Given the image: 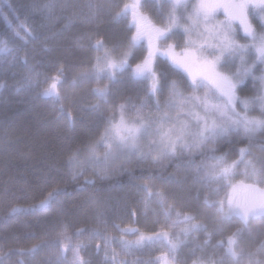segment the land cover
Returning a JSON list of instances; mask_svg holds the SVG:
<instances>
[{
  "label": "trees",
  "instance_id": "trees-1",
  "mask_svg": "<svg viewBox=\"0 0 264 264\" xmlns=\"http://www.w3.org/2000/svg\"><path fill=\"white\" fill-rule=\"evenodd\" d=\"M51 1H56L60 13L47 14L48 23L35 11L28 15L36 30L35 39H27L22 45L23 55L9 64L12 66L9 70L5 71L3 66V76L0 75V84L4 82L0 87V264H48L43 259L44 250L50 239L55 241L58 237H63L64 241L69 238L80 245L85 254L84 264H103L102 247L95 243L97 240L81 242L89 233L95 235V228L102 224L118 233L116 244L120 248H125V236L131 235L129 248L143 254L140 263L153 264L156 253L145 245L161 242L146 240L144 245L135 244L140 233H166L160 228L162 219L167 216L166 209L161 207L163 201L155 206L150 204L147 209L144 207L151 199L147 189L149 182L161 190L163 200L168 202L164 205L178 208L182 219L187 220L180 219L181 224L187 225L185 232L189 231L184 237H190L195 243L190 260L197 259L199 252L204 255L213 252L215 256L225 249L231 237L237 253L236 258L230 256L233 264H241L244 259L250 262L253 257L264 259V214L246 224L235 218L229 221L218 218L215 223L213 217L203 225L196 223L188 209L206 214L211 213L213 205L205 201L208 193L205 183L194 177L190 178V186L185 185L190 188L189 193L178 189L175 174L182 170L185 159L154 164V159L148 155L137 157L111 149L112 156L105 162L103 155L109 149L103 144L97 147V157L89 158V145L99 140L108 126V118L121 105L128 119L137 118L129 112L133 106L129 103L140 95L151 98L158 110L149 90L142 89L140 81L144 78L135 77L132 72L133 59L143 52L144 45L140 43L137 49H132V26L129 21H123L126 1ZM41 4L31 3L35 9ZM50 9L47 8V12ZM23 12L27 15L25 9ZM111 45L121 49L125 45L121 58L111 51ZM117 57L121 64L109 67L110 61ZM99 67L103 73L99 72ZM35 74L47 82L55 75L57 91L45 95L39 89L42 85L32 87L28 78ZM96 76L107 78L96 79ZM249 82L239 88L241 96L251 94ZM259 133L239 140L235 138L215 154L233 158L236 155L233 145L252 144L264 148V131ZM73 155L77 156L74 163L70 162ZM56 187L63 191L49 206L34 207ZM98 216L103 223L97 222ZM117 224L138 231L121 233ZM207 228L210 232L204 233ZM202 232L205 235L199 236ZM179 242L180 239L173 245L177 250ZM61 249L58 248L59 255L61 251V258H65L67 253ZM126 262L133 261L127 259ZM202 262L215 264L213 258Z\"/></svg>",
  "mask_w": 264,
  "mask_h": 264
},
{
  "label": "rangeland",
  "instance_id": "rangeland-1",
  "mask_svg": "<svg viewBox=\"0 0 264 264\" xmlns=\"http://www.w3.org/2000/svg\"><path fill=\"white\" fill-rule=\"evenodd\" d=\"M124 1L126 2L123 13L126 16L123 21H129L132 26V45L134 47L132 49H137L140 43L144 45L143 52L133 59L135 66L132 72L135 77L142 76L144 78L140 81L142 89L149 90L158 109L155 110L151 98H144L140 95L137 100H132L129 103V106L133 104L129 112L137 117V109L142 107L144 118L152 121L153 127L163 120L165 128H173L174 136L176 135L175 128L180 126L179 122L186 121L189 124L185 134L175 141V155L170 152L171 141L168 142L167 147H164V142L155 135L142 133L139 140L141 148L152 159L157 157L156 160H152L154 164L163 160L165 164H168L172 160L185 159L182 170L175 174L178 175L175 178V182L179 186L178 189L189 193L191 190L188 186H190L191 177L205 183L204 186L208 189L205 201L207 204L213 205V209L211 213L206 212L205 214L204 211H194L189 208L188 212L193 213L196 223L203 225L213 217L215 223L218 218H221L222 221L235 218L246 224L249 220H253L256 214H264V148L255 147L252 144H247L245 147L233 145L236 150V155L233 158L215 154V151L235 138L239 140L264 131V125L260 127L256 125L257 120L264 121V99H262L264 97V81L260 79L264 75V61L261 60L260 54L254 47L255 42L264 36V0ZM32 2L42 4L35 9L31 5ZM50 7L51 9L47 12V8ZM24 9L27 11V15L23 12ZM59 10L56 1L51 0H22V2L20 0H0L1 77L3 76V66L6 67L5 71L9 70L12 67L9 64L14 63L23 55L25 49L22 45L27 43V39H35L36 30L28 15H32L35 11L36 15H43L42 19L48 23L47 14L55 15L60 13ZM189 40L195 43H186ZM224 44L228 47L223 51V55L217 63V70L226 78L227 82L235 85V88L226 89L225 94H221L209 85L211 91L208 99L210 104L216 107L206 111L203 104H200L196 108L199 117L206 119L181 112L177 106L178 99L173 100L172 82L176 81L177 85L187 92L184 88L187 76L184 70L167 54L169 45H172V50L178 58L185 57V49H188L195 53L198 60H203L205 58L214 59L220 55ZM245 45L247 47H241ZM124 50L125 45H123V49L111 45V51L119 58ZM118 57L116 60L110 61L109 67L121 64L118 62L121 60L117 61ZM149 58L150 64H146ZM158 64L160 65L156 66ZM102 69L104 70L106 67L104 66ZM99 72L103 73L100 67ZM100 77L96 76V79ZM33 78H28V83L32 87L42 85L39 88L42 94L46 92L52 82V79L47 82L45 78L42 79V76L37 74L33 75ZM101 78L107 77L102 76ZM250 80L251 82H249ZM1 81L3 82V79ZM247 81L251 83V87L248 89L251 94L241 96L239 88ZM154 83L156 87L153 91ZM205 83V81H200L201 96L205 94ZM121 115L123 112L119 107L110 117L119 120ZM123 117L129 122L139 123L137 118L128 119L124 115ZM213 120L217 127L210 129L207 125L211 124ZM246 129L248 130L246 131ZM202 137L205 138L203 142H201ZM111 149L113 151L116 149L118 152L124 151L128 154L127 149H121L116 143H113ZM131 155L136 154L133 152ZM196 156H201V158L196 161L194 159ZM186 184H188L187 187ZM151 187L150 195L152 197L150 196L151 199L144 204V207L147 209L150 204L155 206L163 201L161 207L166 209L167 216L162 219L160 228L165 229L167 236L164 233L160 235L147 234L145 236L151 238H146L142 245L146 240L152 241V243L161 242L145 246L156 253L157 257L165 254L171 264H203L202 261L212 258L215 264H233L230 256L234 257L237 253L233 249L235 241L232 237L226 241L225 249L216 252L215 256L211 254L213 252L205 255L199 252L197 259L190 260L191 248L195 243L191 241L190 237H184L189 231L185 232L187 225L181 224L182 213L171 205H168L170 207L167 208L164 203L168 202L163 200L161 190L149 182L147 189L149 190ZM198 193L196 192V194ZM202 206L204 205L202 204ZM209 229L207 228L204 233H209ZM191 230L193 229L191 228ZM95 231L97 235H94L93 232L89 233L81 242L87 244L97 240L95 243H99L102 247L103 264H112L113 256L117 260L123 258V261L129 259L135 264H141L140 259L143 254H140L141 252L136 249L129 248L132 246L129 241L133 239L131 235L125 236V248H120L116 244L119 239L116 236L118 233H114L113 229L110 230L107 225L102 224L95 228ZM181 231L185 233L181 234ZM202 234L203 232L199 236ZM179 239L177 250L173 245ZM50 240L48 247L44 250L43 259L46 263L72 264L73 250L80 245H76L69 238L66 241L63 237H58L55 241ZM56 243L66 251L65 258H61V251L59 255V247L55 246ZM64 245L67 246L66 249ZM79 252L85 262V254L80 247ZM200 255H204V258H201ZM156 258L153 264H156ZM251 262L264 264V259L253 257L250 262H247L246 259L240 261L241 264H250Z\"/></svg>",
  "mask_w": 264,
  "mask_h": 264
},
{
  "label": "snow or ice",
  "instance_id": "snow-or-ice-1",
  "mask_svg": "<svg viewBox=\"0 0 264 264\" xmlns=\"http://www.w3.org/2000/svg\"><path fill=\"white\" fill-rule=\"evenodd\" d=\"M99 43L100 41H97V44ZM186 43L191 44L195 42L189 40L186 41ZM227 47L228 45L224 44L221 49V54L216 56L214 59L205 58L203 60H198L195 53L190 52L188 49H185V57L178 58L172 50V45H169L167 49V54L171 56L173 61L184 70L187 76V81L184 85V88L187 90V92L182 90L181 86H178L176 81L172 82L173 100L178 99L179 103L177 106L181 112H185L189 116H196L200 119H206L203 117H199V113L196 112V108L200 104H203L206 111H210L216 107L215 105H211L208 99V95L211 91L209 85L212 88H215L221 94H225L226 89L230 90L235 88V85L227 82L226 78L223 77L217 70V63L219 62L221 55H223V51L227 50ZM241 47L247 46L245 45ZM254 47L256 48V51L260 54L261 60L264 61V36H261L255 42ZM146 64H150V58L148 61H146ZM260 79L264 81V75H262ZM201 80L206 82L204 96H201L199 91L201 86ZM155 87L156 84L154 83L152 85L153 91ZM56 91L57 82L55 75H53L52 82L49 84L45 95H47L48 92L55 93ZM262 99H264V97H262ZM120 107L122 109L124 105H121ZM137 119L139 120V123H136L135 121L129 122L123 117V115H121L119 120H115L113 117H109L107 121L108 126L104 129L99 140L96 143L89 145L87 149L89 158H96L97 147L98 145L103 144L106 148L109 149V151H105L103 155V159L106 162L112 156L111 148L113 143L119 144L121 149H127L129 155L135 152L137 157H146L148 153L145 152L139 144V140L142 133L147 135L158 136L160 141L164 142V147H167L168 142L171 141L170 152L171 154L175 155V141L176 139H179L181 136H183L187 128L189 127V124L186 121L179 122L180 126L175 128L176 135L174 136L173 128H165L163 120L159 121L156 127H153V122L144 118V115L142 113V107L137 109ZM256 125L257 127H260L261 125H264V121L257 120ZM207 127L210 129H215L217 125L213 120L211 124L207 125ZM247 130L248 129H246V131ZM203 139L205 138L202 137L201 142H203ZM153 159L156 160L157 157H153ZM76 160L77 156L73 155L71 157L70 162L74 163ZM93 182L94 181H89V183ZM62 191V188H53L46 194L45 198L41 201L40 205L34 207L43 209L46 205L49 206V202L52 201ZM150 191L151 190L149 189V192ZM12 211L15 212L16 209L13 208ZM97 222L103 223L104 221L102 217L98 216ZM116 227L119 228V231L121 233L138 231V229L131 227L121 228L119 224H117ZM164 235L167 236V233H164ZM146 238L150 239L151 237H146L144 233H140V236L135 241V244L137 246L142 245L143 241ZM64 247L66 249L67 246L64 245ZM73 252L74 258L72 264H84V258L80 255L79 246L74 248ZM112 264H127V262L123 260H117L116 257L113 256ZM133 264H135V262H133ZM156 264H171V262L165 254H161L156 258Z\"/></svg>",
  "mask_w": 264,
  "mask_h": 264
},
{
  "label": "flooded vegetation",
  "instance_id": "flooded-vegetation-1",
  "mask_svg": "<svg viewBox=\"0 0 264 264\" xmlns=\"http://www.w3.org/2000/svg\"><path fill=\"white\" fill-rule=\"evenodd\" d=\"M242 1V0H241Z\"/></svg>",
  "mask_w": 264,
  "mask_h": 264
}]
</instances>
